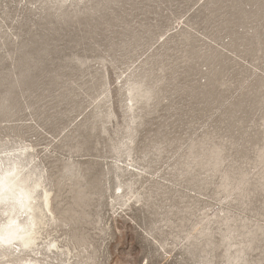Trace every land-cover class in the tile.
I'll use <instances>...</instances> for the list:
<instances>
[{
  "label": "rangeland",
  "instance_id": "rangeland-1",
  "mask_svg": "<svg viewBox=\"0 0 264 264\" xmlns=\"http://www.w3.org/2000/svg\"><path fill=\"white\" fill-rule=\"evenodd\" d=\"M17 157L49 211L0 264H264V0H0Z\"/></svg>",
  "mask_w": 264,
  "mask_h": 264
},
{
  "label": "bare ground",
  "instance_id": "bare-ground-1",
  "mask_svg": "<svg viewBox=\"0 0 264 264\" xmlns=\"http://www.w3.org/2000/svg\"><path fill=\"white\" fill-rule=\"evenodd\" d=\"M7 161L11 163L9 168L0 172V216L7 218V222L0 223V252L16 246L20 253L35 246L39 226L43 224V210L49 211V201L45 193L42 207L37 204L35 193L41 186V176L34 169L21 166L25 157Z\"/></svg>",
  "mask_w": 264,
  "mask_h": 264
}]
</instances>
